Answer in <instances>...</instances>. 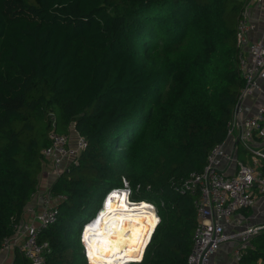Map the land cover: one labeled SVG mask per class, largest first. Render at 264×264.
<instances>
[{"label":"trees","instance_id":"1","mask_svg":"<svg viewBox=\"0 0 264 264\" xmlns=\"http://www.w3.org/2000/svg\"><path fill=\"white\" fill-rule=\"evenodd\" d=\"M239 0H0V248L15 235L45 169L52 131L86 140L52 182L57 222L39 235L45 264H86L83 220L128 183L159 222L140 264H184L197 193L171 181L203 169L244 86ZM264 264V233L241 264ZM12 264H30L18 253Z\"/></svg>","mask_w":264,"mask_h":264},{"label":"built area","instance_id":"2","mask_svg":"<svg viewBox=\"0 0 264 264\" xmlns=\"http://www.w3.org/2000/svg\"><path fill=\"white\" fill-rule=\"evenodd\" d=\"M251 1H245L236 24L238 67L244 86L238 95L233 116L228 122L226 138L210 149L201 171H193L171 181V188L179 194L197 193L194 204L197 225L191 239V249L184 264H211L220 245L233 237H236L239 243L233 252L235 261L238 262L243 251L251 248L252 238L264 233V223H262L247 227L235 236L224 234V224L231 216L238 211L250 209L259 198L264 197V99L253 112L244 116L240 115L244 102L256 93L263 92L264 88L260 83V80H264V12L259 19L260 34L255 40H251V34L257 28V23L250 14ZM51 118L52 131L48 135L49 145L42 150V156L46 162L45 172L56 178L71 165L77 164L87 143L77 134L73 126L67 134L56 133L55 121L53 117ZM229 139L233 143L230 151L226 149ZM239 149L246 160L237 157L236 152ZM119 191L125 194L126 200L130 203L141 202L130 199V190L125 179H122L121 188L109 190L104 197L106 199L115 192L119 194ZM64 199V196L53 199L49 191L45 192L40 211L35 216L36 222L22 225V231L17 226L14 236L18 233L21 236L14 239L13 246L21 237L18 250L30 264H45V255L49 252V246L46 242L40 243L38 238L44 229L57 222V201ZM147 203L157 215V207L151 202ZM158 222L157 215L156 225ZM85 224L86 222L81 228ZM9 239L2 243L0 253L5 252L11 245ZM79 240L86 264H89L82 237ZM142 257L143 254L139 261L123 264H140Z\"/></svg>","mask_w":264,"mask_h":264},{"label":"bare ground","instance_id":"3","mask_svg":"<svg viewBox=\"0 0 264 264\" xmlns=\"http://www.w3.org/2000/svg\"><path fill=\"white\" fill-rule=\"evenodd\" d=\"M101 204L80 231L89 264L139 261L157 222L154 209L145 201L130 203L120 191Z\"/></svg>","mask_w":264,"mask_h":264},{"label":"crops","instance_id":"4","mask_svg":"<svg viewBox=\"0 0 264 264\" xmlns=\"http://www.w3.org/2000/svg\"><path fill=\"white\" fill-rule=\"evenodd\" d=\"M246 1V0H244ZM264 12V0H252L250 4V14L252 19L257 23V28L251 34V40H255L257 36L260 34L261 24H260V16ZM262 87H264V80H260ZM264 99V88L263 92L256 93L253 97L247 99L242 105V110L240 112L241 116L249 114L255 110V108L260 104ZM248 109V111H247ZM233 143L232 140L229 139L226 143V149L232 150ZM236 155L241 160H246L243 152L239 149L236 152ZM42 173V176L38 183L37 192L33 195L31 200L29 201L27 207L25 208L22 219L19 225V229L22 225L26 223H35V216L40 211V205L42 202V197L45 192H48L52 182L55 177L52 174H48L45 172ZM55 202V200H53ZM89 221V220H88ZM264 223V197L259 198L248 210L238 211L233 216H231L228 221L224 224V234L228 236H235L244 230L247 227L260 225ZM18 236H21L19 233L11 237L10 243L11 245L5 252L0 253V264H12L15 256L20 253L18 250V244L21 242L22 238H18V242L15 246H13L14 239ZM239 245L236 237H233L226 242L222 243L215 254V256L211 260V264H241L240 260L237 262L233 256L234 249ZM246 254V251H243L242 256ZM257 264H260V260H258Z\"/></svg>","mask_w":264,"mask_h":264},{"label":"rangeland","instance_id":"5","mask_svg":"<svg viewBox=\"0 0 264 264\" xmlns=\"http://www.w3.org/2000/svg\"><path fill=\"white\" fill-rule=\"evenodd\" d=\"M239 1H244V0H239ZM101 209V208H100ZM100 209H99V211H100ZM94 212L91 214V215H89L88 217H86L84 220H83V222H87L89 219H91L93 216H94ZM81 228V224L78 226V230Z\"/></svg>","mask_w":264,"mask_h":264},{"label":"clouds","instance_id":"6","mask_svg":"<svg viewBox=\"0 0 264 264\" xmlns=\"http://www.w3.org/2000/svg\"><path fill=\"white\" fill-rule=\"evenodd\" d=\"M106 200V199H105ZM100 207H102V204H101V206ZM98 211V210H97ZM80 237H81V235H80Z\"/></svg>","mask_w":264,"mask_h":264}]
</instances>
